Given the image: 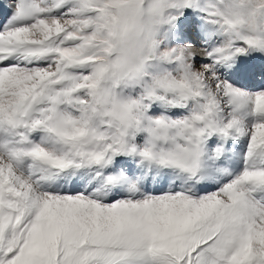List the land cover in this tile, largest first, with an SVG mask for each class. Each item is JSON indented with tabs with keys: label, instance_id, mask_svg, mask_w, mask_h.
I'll return each mask as SVG.
<instances>
[{
	"label": "snow or ice",
	"instance_id": "obj_1",
	"mask_svg": "<svg viewBox=\"0 0 264 264\" xmlns=\"http://www.w3.org/2000/svg\"><path fill=\"white\" fill-rule=\"evenodd\" d=\"M0 264H264V0H0Z\"/></svg>",
	"mask_w": 264,
	"mask_h": 264
}]
</instances>
